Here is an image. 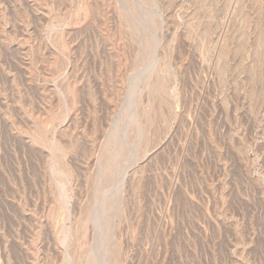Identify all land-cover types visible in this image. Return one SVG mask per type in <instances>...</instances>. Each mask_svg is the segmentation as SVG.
<instances>
[{"label": "rangeland", "instance_id": "rangeland-1", "mask_svg": "<svg viewBox=\"0 0 264 264\" xmlns=\"http://www.w3.org/2000/svg\"><path fill=\"white\" fill-rule=\"evenodd\" d=\"M109 263L264 264V0H0V264Z\"/></svg>", "mask_w": 264, "mask_h": 264}, {"label": "bare ground", "instance_id": "bare-ground-1", "mask_svg": "<svg viewBox=\"0 0 264 264\" xmlns=\"http://www.w3.org/2000/svg\"><path fill=\"white\" fill-rule=\"evenodd\" d=\"M147 75H148V73H147ZM147 81H148V80H147ZM132 116H133V115H132ZM132 116H130V117L132 118ZM137 118H138V117H137ZM113 196H114V195H113ZM113 196H112V197H113ZM115 197H116V196H115ZM101 202H102V201H101ZM113 202H114V201H113ZM113 202H112V203H113ZM114 203H115V202H114ZM108 204H109V203H108ZM108 204H107V205H108ZM115 204H117V203H115ZM115 204H114V206H115ZM102 205H103V204H102ZM108 206H109V205H108ZM114 206H113V207H114ZM106 208H107V207H106ZM108 213L110 214V212H108ZM107 215H108V214H107ZM109 264H110V263H109Z\"/></svg>", "mask_w": 264, "mask_h": 264}]
</instances>
